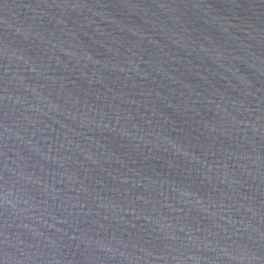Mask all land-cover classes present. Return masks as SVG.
<instances>
[{
    "label": "water",
    "instance_id": "water-1",
    "mask_svg": "<svg viewBox=\"0 0 264 264\" xmlns=\"http://www.w3.org/2000/svg\"><path fill=\"white\" fill-rule=\"evenodd\" d=\"M0 264H264V0H0Z\"/></svg>",
    "mask_w": 264,
    "mask_h": 264
}]
</instances>
